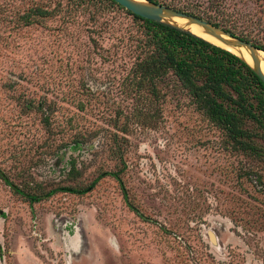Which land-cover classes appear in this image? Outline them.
<instances>
[{"label": "rangeland", "instance_id": "obj_1", "mask_svg": "<svg viewBox=\"0 0 264 264\" xmlns=\"http://www.w3.org/2000/svg\"><path fill=\"white\" fill-rule=\"evenodd\" d=\"M171 2L264 37V0ZM38 5L55 16L27 26ZM69 5L0 0V168L48 189L75 184L72 162L78 184L123 170L139 213L113 177L32 206L0 181V264H264V188L243 177L251 161L171 76L158 99L137 90L132 16Z\"/></svg>", "mask_w": 264, "mask_h": 264}, {"label": "trees", "instance_id": "obj_2", "mask_svg": "<svg viewBox=\"0 0 264 264\" xmlns=\"http://www.w3.org/2000/svg\"><path fill=\"white\" fill-rule=\"evenodd\" d=\"M187 14L198 16L173 4V0H151ZM71 12L76 9L91 10L96 18L106 7H117L132 16L142 28L141 49L134 74L139 92L148 89L159 98V85L171 76L191 98L196 108L225 133L228 146L237 154H243L251 166L243 172L249 182L264 188V83L239 57L193 34L168 24L147 20L116 3L114 0H70ZM55 16L46 6H34L25 15L27 26L42 23ZM213 23V22H212ZM220 26L217 23H213ZM264 51V37L238 35ZM118 153H121L120 150ZM122 161V156H121ZM123 170L103 172L90 183H77L75 162L70 176L74 185H59L51 188L21 185L0 168V181L14 197L31 206L48 200L60 193L85 196L93 191L105 177H113L123 190L129 207L139 213L130 202L122 181Z\"/></svg>", "mask_w": 264, "mask_h": 264}, {"label": "water", "instance_id": "obj_3", "mask_svg": "<svg viewBox=\"0 0 264 264\" xmlns=\"http://www.w3.org/2000/svg\"><path fill=\"white\" fill-rule=\"evenodd\" d=\"M116 3L124 7L126 10L131 11L137 16L141 18L152 20L155 22H160L164 24H168L182 30L184 32L193 34L199 38H202L194 33L191 30L179 25L174 21L176 18H181L187 20L189 26L196 25L200 27L203 31H205L210 36L216 38L220 42L224 43L226 46L234 48V49H244L246 50L251 58L252 63H249L246 59L237 55L230 50L223 48L237 57H239L242 61H244L254 72L255 74L262 80L264 83V72L261 67V59L259 56V52H264L260 50L257 46H255L252 42L241 39L237 36H234L232 33L225 31L224 29L202 19L197 16H193L187 14L185 12L176 10L174 8L168 7L166 5L153 2L151 0H114ZM204 39V38H202ZM205 40V39H204ZM207 41V40H206ZM209 42V41H208ZM211 43V42H210ZM213 44V43H212ZM215 45V44H214ZM217 46V45H216ZM220 47V46H218ZM222 48V47H221Z\"/></svg>", "mask_w": 264, "mask_h": 264}, {"label": "bare ground", "instance_id": "obj_4", "mask_svg": "<svg viewBox=\"0 0 264 264\" xmlns=\"http://www.w3.org/2000/svg\"><path fill=\"white\" fill-rule=\"evenodd\" d=\"M137 1H140V0H137ZM174 21L176 23H178L179 25L191 30L192 33L204 38L205 40L217 45V46H220L222 48H226L228 50H230L231 52L237 54V55H240L241 57H243L244 59H246L249 63H252V58L250 56V54L244 50V49H234V48H231V47H228L226 46L224 43L220 42L219 40H217L216 38L210 36L209 34H207L205 31H203L200 27L196 26V25H192V26H189L188 23H187V20H184V19H181V18H176L174 19ZM259 56H260V59H261V67H262V70L264 72V52H259Z\"/></svg>", "mask_w": 264, "mask_h": 264}]
</instances>
